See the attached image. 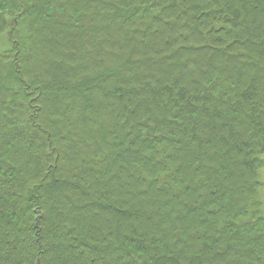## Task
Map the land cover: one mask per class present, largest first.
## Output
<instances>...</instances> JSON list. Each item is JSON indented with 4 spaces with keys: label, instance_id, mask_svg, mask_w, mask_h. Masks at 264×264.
Returning <instances> with one entry per match:
<instances>
[{
    "label": "trees",
    "instance_id": "trees-1",
    "mask_svg": "<svg viewBox=\"0 0 264 264\" xmlns=\"http://www.w3.org/2000/svg\"><path fill=\"white\" fill-rule=\"evenodd\" d=\"M1 42L0 264H264V0H3Z\"/></svg>",
    "mask_w": 264,
    "mask_h": 264
},
{
    "label": "rangeland",
    "instance_id": "rangeland-1",
    "mask_svg": "<svg viewBox=\"0 0 264 264\" xmlns=\"http://www.w3.org/2000/svg\"><path fill=\"white\" fill-rule=\"evenodd\" d=\"M2 1H3V0H0L1 4H2ZM8 7H11V5H10V4H7V5H6V8H8ZM14 23H15V22H14ZM16 25H17V22H16ZM5 41H6L7 45L9 46L10 43H8L7 39H6ZM3 44H4V43L1 42V43H0V46L3 45ZM262 172H263L262 177H263V183H264V169L262 170ZM261 197H262V201H263V203H264V185H263V189L261 190ZM263 208H264V206H263Z\"/></svg>",
    "mask_w": 264,
    "mask_h": 264
}]
</instances>
